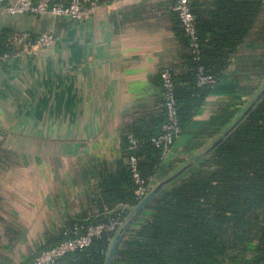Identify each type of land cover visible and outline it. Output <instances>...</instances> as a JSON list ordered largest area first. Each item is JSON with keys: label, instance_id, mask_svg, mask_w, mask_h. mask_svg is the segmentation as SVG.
Returning a JSON list of instances; mask_svg holds the SVG:
<instances>
[{"label": "crops", "instance_id": "0c3cea01", "mask_svg": "<svg viewBox=\"0 0 264 264\" xmlns=\"http://www.w3.org/2000/svg\"><path fill=\"white\" fill-rule=\"evenodd\" d=\"M176 1L103 0L78 22L0 14V30L56 36L49 48L0 59V264H28L73 220L111 213L105 209L119 203L114 189L126 187L120 161L127 135L162 129L161 73L190 67ZM191 2L202 16L217 6V0ZM261 41L252 35L241 45L165 165L193 159L186 147L234 93V76ZM236 264L255 263L248 257Z\"/></svg>", "mask_w": 264, "mask_h": 264}, {"label": "trees", "instance_id": "16d2710c", "mask_svg": "<svg viewBox=\"0 0 264 264\" xmlns=\"http://www.w3.org/2000/svg\"><path fill=\"white\" fill-rule=\"evenodd\" d=\"M263 4L264 0H217L209 16H202L193 8L202 43L201 57L196 60L189 51L186 56L189 70L173 75L183 131L246 39L258 35L263 41L254 48L252 60L234 76L237 81L234 93L226 97L206 127L186 147L194 164L166 185L135 218L122 237L112 264H236L248 257L255 264H264V95L214 148L204 155L197 154L211 140L226 133L264 82V20L261 22L260 17ZM178 24L188 48L189 40L179 15ZM30 36L35 41L39 35L30 33ZM18 38V32L0 30V58L17 53ZM199 65L213 76L203 85H198ZM162 100L165 120L163 91ZM160 132L159 129L145 136L135 134L139 140L136 153L142 157L141 173L144 177L156 175L157 183L184 162L181 158L175 160L178 165L164 164L161 148L151 142ZM129 151L126 137L120 161V180L126 187L114 189L119 203L105 209L113 211L93 215L89 220L83 218L90 215H82L73 223L90 224L117 216L123 223L132 215L140 200L126 162ZM118 229L104 232L86 249L67 255L62 264H105ZM63 237H57L56 244ZM252 246H256L254 252L250 251Z\"/></svg>", "mask_w": 264, "mask_h": 264}, {"label": "built area", "instance_id": "2783aa9c", "mask_svg": "<svg viewBox=\"0 0 264 264\" xmlns=\"http://www.w3.org/2000/svg\"><path fill=\"white\" fill-rule=\"evenodd\" d=\"M103 0H0V14L23 15L37 14L54 17H68L75 22L91 18ZM174 10L178 13L185 35L189 40L188 49L194 59L198 60L202 53V43L198 32L196 15L191 0H177ZM15 54H6L0 59H6L16 54L23 55L31 52L34 47L49 48L56 41V36L51 31L40 33L35 41L31 40L30 32L19 31ZM190 68V67H189ZM198 85H203L213 79V76L205 73L204 67L199 65ZM174 72L166 68L161 73L162 91L166 108L167 119L162 125L161 132L151 138V142L162 150V157L166 159L173 151L174 145L182 133L178 105L175 95L176 82ZM129 142V154L126 159L130 167L133 179L137 185L136 195L141 201L154 187L158 177L156 175L144 177L140 170L142 157L136 153L139 140L133 133L127 135ZM122 221L120 217L109 218L108 221L96 223H76L63 231V239L57 244L36 253L28 264H62L63 259L76 251L89 247L94 239L104 232L117 230Z\"/></svg>", "mask_w": 264, "mask_h": 264}, {"label": "water", "instance_id": "95a60500", "mask_svg": "<svg viewBox=\"0 0 264 264\" xmlns=\"http://www.w3.org/2000/svg\"><path fill=\"white\" fill-rule=\"evenodd\" d=\"M263 95H264V84L260 87L258 92L251 98L250 102L245 107L244 111L237 117L235 122L228 127V129L226 130V133H223L216 140L211 142V144H209L203 151H201L199 153V155H204V154L208 153V151H210L212 148H214L216 146V144L218 143V141H220L224 137L225 134H227L228 132L233 130L234 127L236 126V123L238 121H241L249 113V111L263 97ZM193 164H194V161H192V160H189L186 163H184L177 170H175L172 174H170L166 179H164L163 181H160L159 183L154 185V187L151 189V191L136 205L132 215L129 216L125 220V222H123L120 225L118 231L116 232V234L112 240L111 246L109 248L105 264H112L113 263V259L115 257L116 251L118 249V246L121 242L122 237L124 236L126 230L131 225V223L140 214V212L143 211L152 202V200L155 198V196L166 185L170 184L175 178L180 176L184 171H186Z\"/></svg>", "mask_w": 264, "mask_h": 264}]
</instances>
